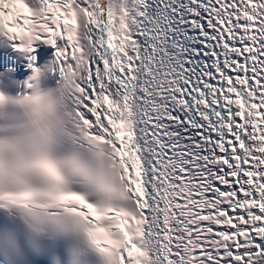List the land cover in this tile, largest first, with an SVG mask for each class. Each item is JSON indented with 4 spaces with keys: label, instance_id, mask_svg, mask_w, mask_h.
Instances as JSON below:
<instances>
[{
    "label": "snow or ice",
    "instance_id": "1",
    "mask_svg": "<svg viewBox=\"0 0 264 264\" xmlns=\"http://www.w3.org/2000/svg\"><path fill=\"white\" fill-rule=\"evenodd\" d=\"M5 38L31 73L55 49L85 152L38 142L0 208L57 209L100 264H264V0H0Z\"/></svg>",
    "mask_w": 264,
    "mask_h": 264
},
{
    "label": "clouds",
    "instance_id": "2",
    "mask_svg": "<svg viewBox=\"0 0 264 264\" xmlns=\"http://www.w3.org/2000/svg\"><path fill=\"white\" fill-rule=\"evenodd\" d=\"M37 69L22 80L14 72L0 70V171L18 169L40 141L56 154L85 152L70 135L66 85L57 78L49 82L48 62ZM26 93L39 97L38 101L25 100ZM71 186L85 190L79 183ZM90 198L100 196L92 192ZM57 212L0 210V264H100L75 222Z\"/></svg>",
    "mask_w": 264,
    "mask_h": 264
}]
</instances>
